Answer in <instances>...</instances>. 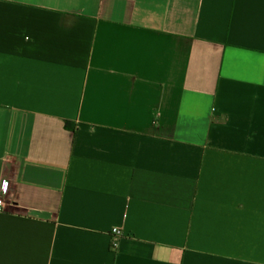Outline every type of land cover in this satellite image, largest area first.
Masks as SVG:
<instances>
[{"label": "crops", "instance_id": "1", "mask_svg": "<svg viewBox=\"0 0 264 264\" xmlns=\"http://www.w3.org/2000/svg\"><path fill=\"white\" fill-rule=\"evenodd\" d=\"M0 196V264H264V0H0Z\"/></svg>", "mask_w": 264, "mask_h": 264}, {"label": "built area", "instance_id": "2", "mask_svg": "<svg viewBox=\"0 0 264 264\" xmlns=\"http://www.w3.org/2000/svg\"><path fill=\"white\" fill-rule=\"evenodd\" d=\"M7 210V202L4 197L0 196V212ZM112 246L116 247L119 244V238L123 234V230L120 226H116L112 229Z\"/></svg>", "mask_w": 264, "mask_h": 264}]
</instances>
